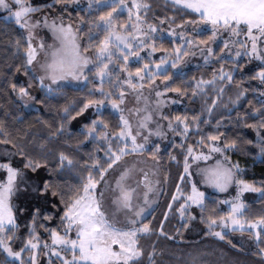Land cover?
Masks as SVG:
<instances>
[{"label": "snow or ice", "instance_id": "6c2138e0", "mask_svg": "<svg viewBox=\"0 0 264 264\" xmlns=\"http://www.w3.org/2000/svg\"><path fill=\"white\" fill-rule=\"evenodd\" d=\"M53 4L63 7L59 16L50 17L45 11ZM166 4L172 11L155 17L159 25L168 24L165 29L148 19L151 4L147 0H131L130 5L127 0H87L84 6L80 0H52L39 6L32 0H0V11L7 13L3 20L21 30L9 41L12 59L0 75L23 71L28 83L18 86L11 82L10 88L26 105L36 99L31 94L34 83L46 97L37 103L64 100L52 106L59 120L40 119L43 128L38 134L29 126L13 136L0 124V144L11 146L0 155V264H144L145 253L147 264H164L156 259L165 255L157 250V241L146 249L141 238L156 235L174 240L175 235L165 232L164 225L177 202L175 211L184 229L196 220L195 207L206 226L205 237L226 240L243 252V245L234 243L226 233L247 232L255 245L251 255L264 264V182L244 179L243 169L225 155L239 146L243 130L251 128L256 138L244 143L255 145L256 156L264 160V90L252 89L258 93L255 105L249 99L250 111L237 112L235 123L240 131L235 138L219 143L227 137L226 131H220L226 119L221 116L213 131L197 137L195 146L187 144L185 148L189 133L202 131L201 122L209 124L218 109L230 114L248 98L250 90L235 78L236 70L245 67L240 60L260 62L251 79L264 85V0H166ZM69 5L84 13H76L79 19L75 27L65 22ZM125 10L127 17L119 19ZM175 12L183 16L178 22ZM34 13L42 15L34 17ZM41 29L51 34L50 43L38 34ZM197 56L204 67L218 63L210 78L202 73L199 78L181 79L180 84H190V89L167 87L177 75H185L183 68ZM17 58L21 63L13 70ZM133 63L138 66L131 67ZM233 85V94L225 97ZM69 87L78 88L81 95L68 98L65 89ZM169 92L190 101L203 98L201 111L191 116L187 112L164 115L161 109ZM129 97L135 100L130 108L126 107ZM88 109L93 110V118L79 127L74 139L69 125ZM227 119L232 123L231 115ZM164 121L174 134L173 148L183 152V170L164 218L154 228L148 213L169 173L160 179L161 146L156 144L150 152L148 148L151 137H166ZM175 137H179L178 144ZM86 142L94 147L78 155ZM217 154L221 159L215 158ZM14 158L18 159L14 162ZM169 160L179 163L171 150ZM196 161L205 163L197 168L200 184L220 192L234 184L236 195L216 201L209 209L206 193L193 180L191 164ZM185 181L190 185L188 191L183 188ZM245 192L261 197L255 214L242 198ZM49 194L59 198L58 204H52L53 212L39 205L21 207L14 203L20 195L48 203ZM221 203L228 209L217 214ZM61 206L58 221L52 226L54 212ZM20 215L30 216L24 235L19 234ZM181 231L177 228L176 234ZM176 259H182L183 264H201L203 254L189 252Z\"/></svg>", "mask_w": 264, "mask_h": 264}, {"label": "trees", "instance_id": "16d2710c", "mask_svg": "<svg viewBox=\"0 0 264 264\" xmlns=\"http://www.w3.org/2000/svg\"><path fill=\"white\" fill-rule=\"evenodd\" d=\"M129 1V0H127ZM148 3L151 4V8L148 10V19L151 22H158L155 17L166 16L168 15L172 9L170 4H166V0H147ZM52 3V0H47L45 3L38 1L37 6L46 5ZM46 12L49 13L50 17L52 15L59 16L63 12L62 6H57L53 4L51 9H45ZM77 12H80L81 15H84L80 7H76V5H69L68 10L64 13V18L66 21L72 23L75 27L77 25V21L79 17L77 16ZM42 14V13H38ZM177 17V22L179 19H182L183 16L179 12L173 13ZM87 25H85L86 29ZM85 29H81L84 31ZM20 29L14 25V23H6L3 20V17L0 16V73H3L4 65L11 61V48L9 46V41L16 38L17 35L20 34ZM164 43L170 46V41L165 40ZM217 50H219L217 48ZM21 63V59L17 58L15 62L12 64L13 70L15 69V64ZM241 64H245V67L236 70V80L243 81V87L249 89L248 98L243 99L240 105L233 110L230 114L227 111L217 110L216 113L213 114V117L210 120V123L205 125L201 122L202 131L199 132H190L188 135V140L185 143V147L187 144H193L195 146L197 137L204 135L206 136L209 132L213 131V125H215L216 121L220 119L221 116H224L226 119L224 121V127L220 129V131L227 132V137L222 139L220 142L223 145L225 139L235 138L236 133L240 131V129L236 126L235 118L237 116V112L243 113L244 111H250V108H247L248 100L251 99L254 102L256 101V97L258 93H254L252 89H262L264 90V85L260 84L258 80H252L251 77L255 74L258 66H254V64H247L245 60H240ZM138 64L133 63L131 67H137ZM212 67H218V63L212 65ZM212 67H204L200 65L199 67H192L185 70V75L180 76L177 75L171 84H169V88L173 86H182L191 88L190 84L181 85V79L190 80L193 77L199 78L201 74L205 76V78H210ZM227 67V65H226ZM11 77V80L6 77ZM15 82L17 85L27 84L28 77L23 74V71L19 73H6L5 75H0V124L4 126V128L9 131L13 136L19 131L23 132L25 128L31 126L32 131L34 133H39L42 131L43 126L40 124V119L51 121L53 118L59 120V117L56 115L55 109L52 107L53 105L62 104L64 100L61 99L59 101L56 100H47V103H37V101L46 100L44 92L34 83L31 88V94L35 96L34 103L36 104V109H25L22 103L19 100V97L11 91L10 83ZM90 87L88 85L85 88ZM235 90V85L232 88H229L225 93V97L233 94ZM68 98L78 97L81 95V92L78 88L69 87L65 89ZM87 95V92L84 93ZM181 97V96H180ZM203 98H198L195 101H190L187 97H181L182 103L175 108L172 109V114H184L188 113L189 116L195 115L201 111V104ZM210 102V101H209ZM107 114V111H106ZM231 115L233 118L232 123H229L227 117ZM93 118V113L89 115L88 118L84 120V123H87L90 119ZM116 118H112V122L115 123ZM249 121H242V123L246 124ZM71 131L73 133V137L75 139V135L78 132L77 127H71ZM256 133L251 128H245L242 133V139L239 141V146L235 149H231L226 152V155L230 157V160L238 163L240 168L243 169L242 176L244 179L255 181L257 183L264 182V160H261L256 156L257 149L255 145H245L244 141L247 139L255 140ZM31 139V137H29ZM74 139L71 141L74 143ZM80 139H83L80 137ZM179 142H177L178 144ZM94 145L92 143H87L83 146L78 155H83V153L89 152L92 150ZM11 149L10 145H2L0 144V155H2L5 149ZM172 151L179 160V163L175 161L169 160V151ZM14 151V150H13ZM149 151V150H148ZM150 152V151H149ZM147 155V153H145ZM161 157L160 161V171H161V179L163 180V173H169V178L167 184L163 185V190L161 191L156 205L153 207L152 211L148 215V219L153 221V227L157 228L160 225V221L164 218V211L167 209L168 201L171 199V194L175 191L176 182L180 179V172L183 170V152L180 148H173V144L169 146L168 149L159 152ZM18 158H14L17 160ZM31 176H35L34 174H30ZM45 178H48L45 175ZM75 183V181H73ZM183 188L185 191L190 190V185L187 181L184 182ZM243 199L251 206V213L255 214L258 212L260 208V204L257 203L258 200H261V197L253 192H246L243 196ZM216 201H221L220 195L216 192H207L206 195V204L209 209L213 206H216ZM182 202V201H181ZM14 203L24 207L26 205L31 206H42L49 212H53L52 204L59 203V198H51V194H49V202L45 203L43 200H34L30 196L20 195L15 200ZM179 207V202L175 203L174 208L172 209L169 218L167 219L164 230L169 233V235H175L174 240H169L166 237H157L153 235L151 237H142L141 244L145 246L146 249H150L152 245V241H157V250H163L165 255L163 257H157V261L163 260L164 264H183L182 259H176V257H183L186 253L189 252H199L203 254V260L201 264H233V261L237 262V264H261V261L251 255L252 251L255 248L253 243L248 245H243L238 238L233 236L231 233L227 232V236L229 239H232L234 243H241L244 247V251L240 252L237 249L232 248L227 241L219 240L215 237H205L204 231L206 230V226L200 222L199 219V209L193 208L192 210L196 213V220L191 222L189 228L184 229L183 224L180 221L179 215L176 213L175 208ZM227 207L221 203L218 205V213L227 211ZM59 211H62V206L59 209H56L54 215L56 219L52 221V226L58 221ZM207 214V211L206 213ZM30 218V216L20 215L18 223L21 225L19 229V234L24 235L26 233V222ZM180 228L182 231L179 235L176 234V229ZM42 232V230H41ZM43 259V257H42ZM46 264V261H45ZM55 264H59L58 261ZM144 264H147V254L145 253Z\"/></svg>", "mask_w": 264, "mask_h": 264}, {"label": "rangeland", "instance_id": "374dc122", "mask_svg": "<svg viewBox=\"0 0 264 264\" xmlns=\"http://www.w3.org/2000/svg\"><path fill=\"white\" fill-rule=\"evenodd\" d=\"M38 1H41V2L45 3L47 0H32V3L34 5H37ZM127 2L130 5L131 0H129ZM86 3H87V0H80L81 6L86 5ZM6 14L7 13H5L3 11H0V16L4 17ZM41 15L42 14H38V13H34L33 14L34 17H40ZM127 15H128V13H127L126 10L125 11H122L120 13L119 19H124V18L127 17ZM65 22H68V21L65 20ZM156 23L158 24V22H156ZM158 26L166 29L168 27V24L167 23H165L164 25H159L158 24ZM189 27H191V26H189ZM38 34L40 36H42V37L45 38V42L46 43H50L51 42V34L47 31V29H41V30H39V33ZM143 55L145 57H147V52H144ZM41 59H43L42 54H41ZM155 59H157V60L159 59V53L155 54ZM247 64H250V65L251 64H254V66H258V65L260 66V62L259 61H255V60H253V61H251L250 63H247ZM197 65H203V61L201 60V58L199 56H197L194 59H192L191 61H189L188 64L185 65V67L183 68V72H185V70H187L189 68L196 67ZM158 80H159V77H158ZM73 83H75V82H73ZM167 87H169V85H167ZM145 94L146 95L148 94L147 90L145 91ZM152 99L153 100L155 99L154 92L152 93ZM166 99L168 100V102H166L164 104V106L162 107L161 111L163 112L164 115L173 116V114L171 113L172 112V109L177 108L180 105V103H182L181 97L179 95L175 94V93L169 92L167 94ZM19 100H20V102L22 103V105H23V107L25 109H36L37 108L36 104L34 103V100L29 101L27 105L20 98H19ZM171 100H176L177 103L173 104V103H171ZM134 104H135L134 97H129L128 98V104L126 105V107L130 108ZM92 113H93V110L92 109H88L86 111V113L83 114V117L76 118V120H74L73 122H71L70 126L71 127H77V128H79L82 124H84V120L86 118H88L89 115L92 114ZM163 124H164L165 131H166V137H155V136L151 137L150 138L149 148H148L149 151H151L152 148H154L156 144H159L161 146L160 152H162L163 150L168 149L169 146H171L173 144L174 134L171 131H168L167 130V128H166L167 122L166 121H164ZM153 126H155V125H153ZM175 139H176V143L179 142V137H175ZM219 143L221 144V142H219ZM197 150H200V149H197ZM203 150L204 151H207V148H203ZM144 155L147 156L146 154H144ZM225 155H226V153H225ZM215 158L216 159H221V157H220L219 154H217ZM212 162L214 163L215 161L213 160ZM230 162L232 164H236L235 162H233L231 160H230ZM204 166H205V163L203 161L192 162V164H191V171L193 173V180L197 183L198 187L202 191H204L206 193V195H207V192H216V193H218L220 195L221 201L227 200L230 197H234L236 195V187H235L234 184L229 185V187L224 192H220V191H218V190H216V189H214V188H212L210 186L200 184L201 177L197 174V168L198 167H204ZM109 177L111 178V174H109ZM0 178H2V174H0ZM31 178L35 179L37 177L36 176H31ZM160 179H161V175H160ZM160 193H159V195H160ZM244 194H243V196H244ZM256 194L259 195L258 193H256ZM158 197L156 198L155 205L157 203ZM225 206L228 208L227 205H225ZM152 209H153V207L150 209L148 215L150 214V212L152 211ZM229 233H231L233 236H235L236 238H238V240L241 243H243V245H248V244L252 243L249 240V238H248V233L247 232H245V233H240V232L232 233V232H229Z\"/></svg>", "mask_w": 264, "mask_h": 264}]
</instances>
